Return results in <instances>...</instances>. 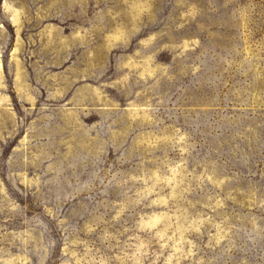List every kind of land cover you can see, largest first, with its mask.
<instances>
[{
	"label": "rangeland",
	"instance_id": "rangeland-1",
	"mask_svg": "<svg viewBox=\"0 0 264 264\" xmlns=\"http://www.w3.org/2000/svg\"><path fill=\"white\" fill-rule=\"evenodd\" d=\"M0 264H264V0H0Z\"/></svg>",
	"mask_w": 264,
	"mask_h": 264
}]
</instances>
